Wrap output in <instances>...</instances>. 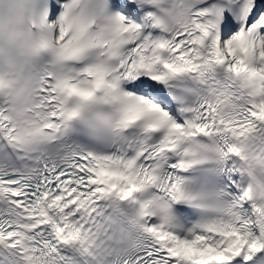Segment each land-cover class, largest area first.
I'll list each match as a JSON object with an SVG mask.
<instances>
[{
	"label": "snow or ice",
	"instance_id": "obj_1",
	"mask_svg": "<svg viewBox=\"0 0 264 264\" xmlns=\"http://www.w3.org/2000/svg\"><path fill=\"white\" fill-rule=\"evenodd\" d=\"M0 264H264V0H0Z\"/></svg>",
	"mask_w": 264,
	"mask_h": 264
}]
</instances>
